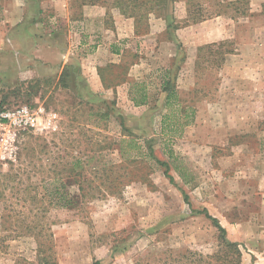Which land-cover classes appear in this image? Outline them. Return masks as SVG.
Listing matches in <instances>:
<instances>
[{
	"label": "rangeland",
	"instance_id": "374dc122",
	"mask_svg": "<svg viewBox=\"0 0 264 264\" xmlns=\"http://www.w3.org/2000/svg\"><path fill=\"white\" fill-rule=\"evenodd\" d=\"M82 1L73 0L71 10ZM107 1L117 9L115 0ZM28 3L42 11L41 31L76 27L57 14L60 0H0V114L27 106L39 117L26 131L0 121V264H38L40 244L53 248L57 264H155L188 249L213 254L219 232L193 212L204 209L241 245L242 264H264V0H188L191 23L232 17L236 37L199 52L191 81L187 74L179 84L188 116L178 108L171 124L177 131L165 135L152 122L161 113L140 116L129 109L126 115L110 95L77 96V69L67 88L55 71H30ZM134 20L140 32L148 29V19ZM185 56L178 53L179 64ZM123 73L114 68L109 77ZM192 119L195 125L179 128ZM121 121L136 133L143 153L128 147L122 158ZM149 143L169 162L174 183L147 154ZM78 159L83 169L77 170L94 182L96 195L76 209L54 208L43 200L45 190L67 184Z\"/></svg>",
	"mask_w": 264,
	"mask_h": 264
},
{
	"label": "crops",
	"instance_id": "0c3cea01",
	"mask_svg": "<svg viewBox=\"0 0 264 264\" xmlns=\"http://www.w3.org/2000/svg\"><path fill=\"white\" fill-rule=\"evenodd\" d=\"M167 1L170 6L166 14L155 11L148 14V29L143 33L140 29L137 31L133 17L112 8L107 0H84L76 4L74 10H71L72 5L69 6L73 0H60L63 8L57 7V14L64 22L71 21L76 27L72 31L61 29L62 32L53 28L48 34L44 28L43 31L39 29L43 24L40 20L42 11H31L30 7L34 5L28 3V69L33 71L35 68L38 76L43 71H55L58 81L67 67L77 69L74 82L77 96L86 99L110 95L117 99L118 107L127 110L123 112L126 115L129 109L138 111L140 116L161 113L162 116L152 122L153 125H165L164 117L170 109L165 105L164 81H174L181 99L179 84L187 74L185 81H191L199 52L210 44L233 40L237 30L232 17L222 14L193 24L189 21L192 13L188 0ZM221 1L222 4L225 2ZM32 18L34 21L31 22ZM170 25L178 28L173 30ZM179 52L188 55L182 66L178 63ZM184 65L188 67L183 69ZM114 68L123 69V77L110 79L109 74ZM175 68L179 69L178 74L173 73ZM169 72L172 75H168ZM154 86L156 93L152 90ZM134 99L145 103L136 106ZM156 99L161 103L156 105L160 108L152 104ZM178 108L187 111L189 107L175 105L171 111ZM194 121L182 125H195Z\"/></svg>",
	"mask_w": 264,
	"mask_h": 264
},
{
	"label": "trees",
	"instance_id": "16d2710c",
	"mask_svg": "<svg viewBox=\"0 0 264 264\" xmlns=\"http://www.w3.org/2000/svg\"><path fill=\"white\" fill-rule=\"evenodd\" d=\"M246 4L248 3V0H245ZM133 4V5H132ZM168 1L166 0H115L114 7L118 8L124 15L133 17L138 22H142L141 19H147L148 14L151 12H158V14H161L162 10H166L168 7ZM233 5V4H231ZM140 7L139 10L135 9L136 7ZM156 6H159L156 8ZM262 13L264 14V3L261 5ZM141 10V11H140ZM168 10V9H167ZM142 12V13H140ZM194 17V16H193ZM192 17V18H193ZM194 21H196V18H193ZM170 27L174 30L177 28L176 25H170ZM141 27H138L137 31L139 32V29ZM141 31V30H140ZM230 52V51H228ZM226 52V54L228 53ZM176 66H179L178 63ZM75 70V69H74ZM72 67H67L64 70V73L61 76L60 82L64 84L63 87L67 88V84L65 83L66 79L71 75V73L74 71ZM177 71L174 69L173 73L175 74ZM168 75H172V72ZM163 91L167 93V97L165 99V105L170 109V113H167L164 117V124L161 125V133L162 135H165L167 133L177 131L178 125H171L172 122L175 121L177 118L178 111H171L175 105H181V99L176 91V85L173 80H165L163 85ZM145 103L144 101H139L137 99H134V103L136 106L139 104ZM181 112L184 113V117L186 118L188 116L186 109L180 108ZM105 117H110V111L108 110L106 113H104ZM123 118V117H122ZM188 123V122H186ZM188 125H180L179 128H185ZM122 129V137L119 140V148L117 150L121 154L122 158L126 156V151L128 147H133L136 150H140L142 152L141 146L138 144V136L136 133L133 132L130 128L127 127V125L124 123V121H121L120 125ZM176 128V130H174ZM148 155L150 158L154 159L160 166L165 168V176L170 180L171 183H174V177L170 173V164L167 161L158 159L155 156V150L154 145L152 143H149L147 145ZM115 150V149H114ZM173 152L170 155V158H172ZM126 158V157H125ZM128 158H134L128 157ZM127 159V158H126ZM129 160H135V159H129ZM78 168L83 169V163L80 159L76 160V163L73 165V176L70 177L71 180L68 181L67 184H62L60 187H55L52 190H45V194L43 195V200L49 201L50 205L52 204L54 208L57 209H76L78 207L84 206L88 199H91L95 197L96 193H94V187H93V181L86 178L83 174L82 170H77ZM69 185H77L78 189L75 192H71L68 190ZM184 194V200L187 205L194 210L190 201L189 196L185 191H183ZM41 213H44L46 209H39ZM197 213L204 214L207 219H209L213 226L218 230L219 236L217 238V244H216V251L213 254H204L200 251L188 249L184 253L173 256V254H169L164 259H160L158 263L155 264H242L243 259V250L241 248V245L238 242L232 241L228 238L227 230L224 226L220 223V221L212 216L207 209H204L203 211H193ZM45 228L42 227L39 232V236H43L42 233L44 232ZM50 238L53 237L52 234L49 235ZM52 247H46L43 244L39 245V251H38V264H57L55 258H54V252L52 251ZM50 253L49 255L47 254ZM99 264V263H95ZM137 264H151L146 263L145 260L141 261L139 260Z\"/></svg>",
	"mask_w": 264,
	"mask_h": 264
},
{
	"label": "built area",
	"instance_id": "2783aa9c",
	"mask_svg": "<svg viewBox=\"0 0 264 264\" xmlns=\"http://www.w3.org/2000/svg\"><path fill=\"white\" fill-rule=\"evenodd\" d=\"M40 112H43L41 110ZM39 117L37 113L31 111L27 106L18 107L12 110L2 111L0 114V121L3 124L13 127L14 129H20L22 131L30 130L34 128L38 123Z\"/></svg>",
	"mask_w": 264,
	"mask_h": 264
}]
</instances>
